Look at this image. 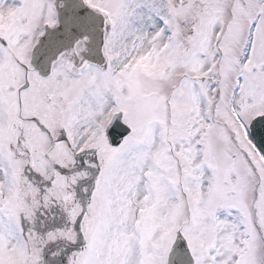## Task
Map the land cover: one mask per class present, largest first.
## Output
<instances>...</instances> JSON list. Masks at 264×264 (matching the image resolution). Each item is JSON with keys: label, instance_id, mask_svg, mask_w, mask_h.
I'll return each mask as SVG.
<instances>
[{"label": "snow or ice", "instance_id": "snow-or-ice-1", "mask_svg": "<svg viewBox=\"0 0 264 264\" xmlns=\"http://www.w3.org/2000/svg\"><path fill=\"white\" fill-rule=\"evenodd\" d=\"M0 264H264V0H0Z\"/></svg>", "mask_w": 264, "mask_h": 264}]
</instances>
